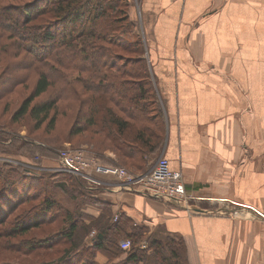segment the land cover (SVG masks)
<instances>
[{
  "label": "crops",
  "instance_id": "0c3cea01",
  "mask_svg": "<svg viewBox=\"0 0 264 264\" xmlns=\"http://www.w3.org/2000/svg\"><path fill=\"white\" fill-rule=\"evenodd\" d=\"M129 1L163 103L156 157L183 172L194 208L103 176L92 189L96 202L65 204L80 215L78 246L114 224L128 233L143 227L148 237L181 236L189 264H264V216L255 210L264 215V0ZM126 256L100 249L93 262Z\"/></svg>",
  "mask_w": 264,
  "mask_h": 264
},
{
  "label": "trees",
  "instance_id": "16d2710c",
  "mask_svg": "<svg viewBox=\"0 0 264 264\" xmlns=\"http://www.w3.org/2000/svg\"><path fill=\"white\" fill-rule=\"evenodd\" d=\"M129 8V0H0V101L36 74L32 91L13 114L14 122L29 118L36 128L47 121L53 128L60 113H71L73 135L104 131L121 163L145 170L149 156L163 146L165 121L141 39L126 37L132 27ZM18 174L12 166L0 171V227L9 230L4 229L7 236H20L60 224L46 237L33 235L31 242L21 243L27 247L23 253L66 244L61 255L42 264H94V253L100 249L116 257L124 252V237L132 246L116 264H189L181 236H146L148 245L141 247L143 227L128 233L108 224L91 245L79 247L80 215L68 208L64 215L53 214L57 203L50 188L32 180L20 191ZM30 175L35 178V173ZM23 206L21 219L9 221Z\"/></svg>",
  "mask_w": 264,
  "mask_h": 264
},
{
  "label": "rangeland",
  "instance_id": "374dc122",
  "mask_svg": "<svg viewBox=\"0 0 264 264\" xmlns=\"http://www.w3.org/2000/svg\"><path fill=\"white\" fill-rule=\"evenodd\" d=\"M131 21L132 27H130L129 31L126 33V37L131 41L136 40L137 38L141 39L144 47V56L148 62L145 53L144 40L140 37L141 35L136 33L135 22L133 20ZM2 62H5L4 58ZM150 75L162 112L164 113L163 103L153 80L154 77L152 76L151 70ZM33 76L28 82V85L17 89L14 94L0 101V171L8 169L10 166L16 167L21 173L18 174L21 176L20 182L18 183L20 191L27 190V184L32 180L34 182L39 181V186H45L44 184H46L45 187H48V189L50 188V195L54 197V201L57 203L52 209L54 210L53 214H60L62 211L61 213L64 215L67 213V207L65 204L68 203L71 207H74L77 203L80 204V202H84L85 200L96 202V198L92 196L93 190L81 188L73 177L74 174H72L71 171L66 170L60 159L61 153H64L68 158L73 160L77 153L84 152L87 156L97 160L99 163L115 164L125 167L132 172L146 171L153 166L154 162L159 157H156V155H158L157 153H159L160 150L149 156L150 158L147 166L144 168L145 170H143L138 169L134 165L126 163L125 161H122L123 163L119 161L120 158L118 154L111 150L112 145L109 140V134L106 132H93L88 130L80 135H73L71 129L74 119L71 113H60L53 128L49 126L48 121L40 128H36L35 122L29 118L14 122L13 114L23 99L29 95L34 87L37 75L34 74ZM45 96L46 95H43V97ZM162 117L165 121L164 115H162ZM107 152L112 153L114 157L108 158ZM31 173H35V178H33V175H30ZM84 195H86V198H83ZM41 197L42 195L39 199ZM26 206L21 207L13 213L10 216L9 221L14 219L20 220L22 216L21 212ZM59 220L61 223L63 218H59ZM59 225L55 222L54 224L32 229L20 236H7L9 232L7 234L6 231L9 230L4 226L0 227V245H2L0 262L5 261L8 264L51 263L54 257L61 255V250L66 247V244L61 243L58 246L56 245L52 250L38 249L30 253H28L27 250V253H23L24 251H21V249L27 247L23 244L21 245V243H28L27 241L31 242L32 239H34L33 235L46 237L51 231L61 228L58 227ZM5 228L6 231L4 230ZM146 236L147 231L144 229L143 238L140 241V244L146 239ZM127 238L124 237L121 239L120 244L122 240ZM17 249L21 252L17 251ZM70 264H75V262H70Z\"/></svg>",
  "mask_w": 264,
  "mask_h": 264
},
{
  "label": "built area",
  "instance_id": "2783aa9c",
  "mask_svg": "<svg viewBox=\"0 0 264 264\" xmlns=\"http://www.w3.org/2000/svg\"><path fill=\"white\" fill-rule=\"evenodd\" d=\"M60 159L66 170L79 177L89 190L100 186L101 177L111 176L118 180L121 188L157 197L165 202L187 207L190 211L194 208L191 200L196 197L189 193L183 172L173 169L169 159L165 156H159L151 168L140 172H132L125 167L111 163H99L84 152L77 153L73 160L61 153ZM255 210L259 215L264 216L261 211ZM118 215L116 213L114 218L116 219ZM120 245L122 249L128 250L132 246V240L124 239ZM140 246L146 247L145 241L141 242Z\"/></svg>",
  "mask_w": 264,
  "mask_h": 264
},
{
  "label": "water",
  "instance_id": "95a60500",
  "mask_svg": "<svg viewBox=\"0 0 264 264\" xmlns=\"http://www.w3.org/2000/svg\"><path fill=\"white\" fill-rule=\"evenodd\" d=\"M197 211L203 213V212H205V209H203V208H198Z\"/></svg>",
  "mask_w": 264,
  "mask_h": 264
}]
</instances>
